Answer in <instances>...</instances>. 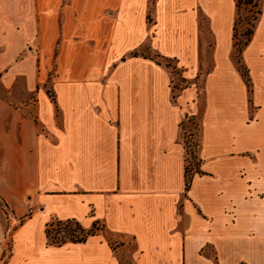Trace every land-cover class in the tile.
<instances>
[{
  "label": "crops",
  "instance_id": "obj_1",
  "mask_svg": "<svg viewBox=\"0 0 264 264\" xmlns=\"http://www.w3.org/2000/svg\"><path fill=\"white\" fill-rule=\"evenodd\" d=\"M260 7L249 88L237 0H0V264H122L103 234L50 245L54 219L131 236L134 264H264Z\"/></svg>",
  "mask_w": 264,
  "mask_h": 264
},
{
  "label": "rangeland",
  "instance_id": "obj_2",
  "mask_svg": "<svg viewBox=\"0 0 264 264\" xmlns=\"http://www.w3.org/2000/svg\"><path fill=\"white\" fill-rule=\"evenodd\" d=\"M257 8L253 7L251 5L243 4L242 10H241V20L238 25V39L237 43L242 44L246 37L245 33L247 29L252 27L254 24H256L255 17H258V14L256 13ZM39 43H30L29 44V50L30 49H39L36 46H38ZM61 43H56L50 47V51L52 54H54V51H58L60 48ZM150 42L148 41L145 45V52L147 55H155L159 61H162L165 65H167L172 72L176 76V80L174 81V85L178 88L186 86V81L181 77V70L177 67V64L175 60L173 59H166L161 58L154 54L150 49ZM42 48V47H40ZM235 57V56H234ZM236 63L240 62L239 65L244 66L241 56L239 54H236ZM52 66L56 67V61L55 59L51 58ZM238 65V64H237ZM202 76L198 77L199 84L202 82ZM201 85V84H200ZM202 100V95L200 97ZM191 123L188 124V130L186 132L185 137V144L187 147V169L189 173H192V171L196 168H198V150L200 146V115H197L195 117H192L190 119ZM54 221V220H53ZM101 227V226H100ZM58 226L53 225L51 227L52 235H63L64 229L62 228L60 233H56ZM90 229V228H89ZM99 234L105 235L107 240L110 242L111 246L115 249L116 255L121 261L122 264H134L133 262V253L135 252V241L131 236L128 235H119L115 233H111L107 231L106 229H102Z\"/></svg>",
  "mask_w": 264,
  "mask_h": 264
},
{
  "label": "trees",
  "instance_id": "obj_3",
  "mask_svg": "<svg viewBox=\"0 0 264 264\" xmlns=\"http://www.w3.org/2000/svg\"><path fill=\"white\" fill-rule=\"evenodd\" d=\"M243 4L246 5H251L253 7L257 8L256 13L258 14V17L261 13V0H237V8H238V15L237 19L235 22V33H234V39H235V59H236V54H239L241 56V53L244 49V47L249 43L251 40L252 34L254 32V27L255 24L247 29L245 33V41L242 44L237 43L238 39V25L241 20V10L243 7ZM258 17H255L256 21ZM240 62H237L239 70L242 72V75L250 88V78H249V73L248 70L245 66H240ZM191 182V173L188 172V169L186 170V185L187 188L189 187ZM53 225L58 226L56 233H60L62 228L64 229V234L63 235H52L51 227ZM101 226V227H100ZM62 227V228H61ZM102 229H106L105 225L100 223L99 221L94 222L93 226L90 229H87L83 227V225L77 221L76 219H67V220H59V219H54V221H51L50 223L47 224L46 227V235L48 239V243L50 245H57V246H62L68 242H85L90 236L99 234V232Z\"/></svg>",
  "mask_w": 264,
  "mask_h": 264
}]
</instances>
